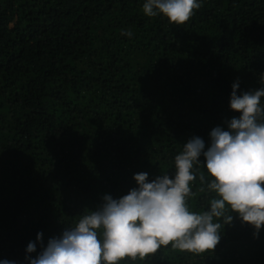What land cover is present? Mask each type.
<instances>
[{"label":"trees","instance_id":"obj_1","mask_svg":"<svg viewBox=\"0 0 264 264\" xmlns=\"http://www.w3.org/2000/svg\"><path fill=\"white\" fill-rule=\"evenodd\" d=\"M143 2L0 0V259L27 264L37 233L46 244L135 174L173 175L183 143L237 115L231 85L264 84V0H202L180 26ZM192 193L193 212L215 195L198 178ZM120 264H264V226L234 216L213 251Z\"/></svg>","mask_w":264,"mask_h":264},{"label":"clouds","instance_id":"obj_2","mask_svg":"<svg viewBox=\"0 0 264 264\" xmlns=\"http://www.w3.org/2000/svg\"><path fill=\"white\" fill-rule=\"evenodd\" d=\"M201 6L202 0H144L142 12L180 26ZM239 87V80L231 85L228 102L237 115L214 127L207 144L198 136L183 143L173 175L150 180L147 172L135 174V187L119 198L105 194L94 210L46 244L37 233L25 250L27 264H120L169 244L202 254L215 249L234 216L258 234L264 226V84L238 92ZM197 178L215 194L202 212L187 206ZM0 264L17 262L4 258Z\"/></svg>","mask_w":264,"mask_h":264}]
</instances>
